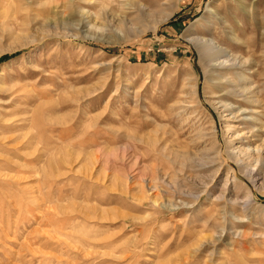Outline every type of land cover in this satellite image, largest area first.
Returning a JSON list of instances; mask_svg holds the SVG:
<instances>
[{"label":"rangeland","instance_id":"374dc122","mask_svg":"<svg viewBox=\"0 0 264 264\" xmlns=\"http://www.w3.org/2000/svg\"><path fill=\"white\" fill-rule=\"evenodd\" d=\"M0 264H264V0H0Z\"/></svg>","mask_w":264,"mask_h":264},{"label":"bare ground","instance_id":"6f19581e","mask_svg":"<svg viewBox=\"0 0 264 264\" xmlns=\"http://www.w3.org/2000/svg\"><path fill=\"white\" fill-rule=\"evenodd\" d=\"M70 3L73 4L74 0H70ZM141 9H142V11H145L143 6L140 7V10ZM216 18H217L216 20L218 21L217 24H220V23L225 24V22L227 20V19L224 20L225 18L223 19L220 16H218ZM220 37H221L220 35L219 36L213 35V37L206 38L202 35V36H197L196 38H190V39L192 41H194L195 43H198V47L201 49V53L204 56H207L211 59L214 57L216 58V59L214 58L215 63H213L212 66H213V69H215L214 71L217 72L218 82L221 85H224L226 88L225 94H228L229 92H233L234 95L243 94L244 93L243 91L245 88L243 86H240L241 84H238L237 82L234 84L232 81L233 79L229 80L228 77H225L226 75L229 74L228 71L230 69H234L238 66L240 67V65H238L240 63L238 60H236V58L231 57V55L227 52L226 48H222L220 46L219 42L217 41V39H219ZM246 89L249 90L247 87H246ZM227 107L233 108L234 102H232V101L228 102ZM237 109H239L238 111L244 115L243 116L244 118H247V115L245 114L247 109H245V108L243 109L240 106Z\"/></svg>","mask_w":264,"mask_h":264}]
</instances>
